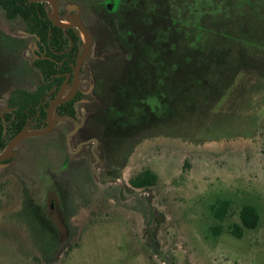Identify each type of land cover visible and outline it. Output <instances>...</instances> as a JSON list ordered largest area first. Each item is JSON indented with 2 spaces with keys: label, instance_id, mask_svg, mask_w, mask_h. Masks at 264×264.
<instances>
[{
  "label": "rangeland",
  "instance_id": "1",
  "mask_svg": "<svg viewBox=\"0 0 264 264\" xmlns=\"http://www.w3.org/2000/svg\"><path fill=\"white\" fill-rule=\"evenodd\" d=\"M59 1L65 17L77 6L92 33L124 2ZM15 27L0 19L5 33L19 35ZM246 52L257 54L254 72L240 74L206 117H191L185 138L143 141L120 179L105 177L101 143L90 132L71 134V120L18 144L0 168V264H264V47ZM75 121L82 126L83 111ZM145 169L157 176L154 187L132 191L129 180ZM223 201L230 207L218 222L211 207ZM244 206L260 219L236 239L227 229Z\"/></svg>",
  "mask_w": 264,
  "mask_h": 264
},
{
  "label": "trees",
  "instance_id": "2",
  "mask_svg": "<svg viewBox=\"0 0 264 264\" xmlns=\"http://www.w3.org/2000/svg\"><path fill=\"white\" fill-rule=\"evenodd\" d=\"M23 2L0 0V12L8 20H28L34 12L45 23L46 33L50 22L41 5ZM117 7L121 15L105 20L94 31L95 87L90 102L82 105L86 114L82 131L99 140L105 172L111 170L105 177L114 179H120L126 160L143 141L188 136L185 128L192 124L191 117H206L230 86L240 81V74L254 72L257 54L245 55L246 50L264 47V0H124ZM55 32L61 36L56 28L52 36ZM62 46L59 43L57 49ZM48 90L12 92L18 102L9 134L23 128L27 114L37 113ZM75 104L73 100L57 107L59 115L74 117ZM39 110L44 117L42 107ZM156 180L145 169L129 185L132 191L149 190ZM229 207L226 201L213 205L214 219L222 222ZM238 218L239 224L227 230L241 239L245 230L257 228L260 216L254 207L244 206ZM221 230L220 225L212 228V235Z\"/></svg>",
  "mask_w": 264,
  "mask_h": 264
},
{
  "label": "flooded vegetation",
  "instance_id": "3",
  "mask_svg": "<svg viewBox=\"0 0 264 264\" xmlns=\"http://www.w3.org/2000/svg\"><path fill=\"white\" fill-rule=\"evenodd\" d=\"M56 1L58 3L59 21L63 25H68V23L66 22L67 17L76 14V11L74 9H70L71 6H68L67 9H69L70 12L65 17L64 11L60 9V1ZM23 3L25 5H41L46 13L47 19L50 22V26L48 28V31L45 33V23L38 21L35 18L34 12H31V17L28 20L21 17H17L14 20H8L4 17L3 12H0V19L4 18L9 25L14 28H16L15 26H17L20 29V34L17 36L13 34H7L0 29V49H3L7 54L5 59L3 60H1L0 56V121L2 124V138L4 139V147L0 149V154L7 147L9 142L19 133H22L24 131L36 132L45 130V128L47 127L46 121L49 105L57 98L63 99L67 97V95L71 91V88L74 86L76 62L83 51L85 43V41L81 38V35H78L74 28H60L54 26L52 20L48 15V12L50 11L49 8H47L48 5L50 6L52 11V7L49 3L29 2L28 0H24ZM109 7H111V4L108 5V8ZM78 16L80 17V11ZM81 21L87 28L82 19ZM53 28L59 29L61 31V36L59 32H55L53 37ZM87 30L91 35V44L88 54L82 61L78 70L76 84L77 92L75 93L73 98L60 104L62 105L64 103L76 100L74 117H70L68 115H59L57 107H59L60 105H57L51 114L52 119L56 117L71 118L68 120L73 121L75 123V127L76 124H78L75 121L77 120L78 112H84L82 105L90 102L89 98L91 97L93 89L95 87L92 68L98 51H95L96 53L94 58H89L92 45H94L95 49L97 48L94 39V33H92L88 28ZM67 31H70V33H67ZM38 33H40L41 36ZM45 36L46 38H44ZM59 43H63V46L60 50L57 49ZM88 62L91 64L88 71L91 86L89 87L88 92L85 93L81 89L83 83L81 75L83 74V66ZM19 84H23V86H17ZM37 87L49 88L48 92H46L40 99L39 105L37 107V113L35 115L27 114L23 128L14 135L9 134L8 126L10 125V122L14 121V119L16 118L14 114L17 111V107L14 104L18 102L16 97H11L12 92L16 88L34 90ZM64 89H67V91L63 92V94H59ZM40 107H42L45 112L44 117H42V113L39 110ZM85 122L86 114L84 112V122L82 126H80L77 133L82 131ZM59 123L60 119H55L52 130ZM81 133L84 132L82 131ZM48 134L40 137H45ZM33 138L36 139L39 137L26 138L20 141L18 144H21L27 139L32 140ZM16 146L14 147V149L16 148ZM12 155L13 154H11L8 159L0 162V168L10 162L9 160ZM66 167L67 166L65 165L64 168ZM111 179L114 180V178Z\"/></svg>",
  "mask_w": 264,
  "mask_h": 264
},
{
  "label": "water",
  "instance_id": "4",
  "mask_svg": "<svg viewBox=\"0 0 264 264\" xmlns=\"http://www.w3.org/2000/svg\"><path fill=\"white\" fill-rule=\"evenodd\" d=\"M29 2H47L51 5L52 7V11L48 12V15L50 17V19L52 20V23L54 24V26L56 27H60V28H74L76 30V32L78 33V35H83L85 38V43H84V48L82 53L80 54V56L77 59L76 62V69H75V79H74V86L71 88V91L69 92V94L67 95V97L63 98V99H55L53 102H51V104L49 105V108L47 110V127L45 128V130L42 131H36V132H28V131H24L22 133H19L18 135H16L7 145V147L1 152L0 154V162L4 161L6 159H8L11 154L12 151L14 149V147L22 140L26 139V138H31V137H40V136H44L46 134H48L53 126H54V120L55 119H71L68 117H62V118H51V114L53 112V110L55 109V107L57 105H60L63 102H66L68 100H70L71 98H73V96L75 95V93L77 92V74H78V70L79 67L82 63V61L84 60V58L86 57V55L88 54L89 48H90V44H91V35L89 33V31L87 30V28L83 25L79 15V9L77 6H71L70 9H74L76 11V14L70 15L67 17L66 22L68 23V25H63L58 18V3L56 0H28ZM110 8V7H109ZM80 128V126L78 124H76V127L74 129V131L71 134L76 133V131ZM69 137V135L67 136V138ZM92 143L94 142L93 140H91ZM89 144V143H86ZM68 147L69 144H67Z\"/></svg>",
  "mask_w": 264,
  "mask_h": 264
},
{
  "label": "bare ground",
  "instance_id": "5",
  "mask_svg": "<svg viewBox=\"0 0 264 264\" xmlns=\"http://www.w3.org/2000/svg\"><path fill=\"white\" fill-rule=\"evenodd\" d=\"M81 38L85 41V38H84V36L81 34Z\"/></svg>",
  "mask_w": 264,
  "mask_h": 264
}]
</instances>
